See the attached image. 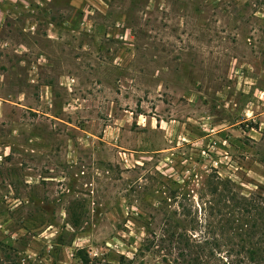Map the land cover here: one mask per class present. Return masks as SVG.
<instances>
[{
    "label": "rangeland",
    "instance_id": "obj_1",
    "mask_svg": "<svg viewBox=\"0 0 264 264\" xmlns=\"http://www.w3.org/2000/svg\"><path fill=\"white\" fill-rule=\"evenodd\" d=\"M68 1L0 0V51L30 43L26 18L86 47L80 63L53 49L79 90L58 94L60 121L4 101L25 78L0 52V264H173L147 232L175 211L233 238L244 217L221 195L264 208V0Z\"/></svg>",
    "mask_w": 264,
    "mask_h": 264
},
{
    "label": "trees",
    "instance_id": "obj_2",
    "mask_svg": "<svg viewBox=\"0 0 264 264\" xmlns=\"http://www.w3.org/2000/svg\"><path fill=\"white\" fill-rule=\"evenodd\" d=\"M221 196L220 203L228 206L233 202L234 206H231L238 209L244 217V221L235 227L237 220L231 216L226 219L221 230L233 233V238L229 237L221 243L214 230L202 227V224L206 223L205 217L199 220L196 214L187 222L190 227L185 230L179 224L185 222L186 215H180L176 211L164 214L159 234L147 232L158 240V245L162 246L165 252L176 254L173 264H264L262 197L258 194L248 198L240 197L237 203L233 195ZM177 215L182 217L181 221L177 219ZM142 248L149 250L150 247L146 245ZM222 252L224 255H221Z\"/></svg>",
    "mask_w": 264,
    "mask_h": 264
},
{
    "label": "crops",
    "instance_id": "obj_3",
    "mask_svg": "<svg viewBox=\"0 0 264 264\" xmlns=\"http://www.w3.org/2000/svg\"><path fill=\"white\" fill-rule=\"evenodd\" d=\"M70 2H73V0L68 1V3ZM84 2L85 0L82 1V4H84ZM81 17V21H84V15ZM3 18L4 21L9 20L8 17ZM32 22L35 23V26L30 24L31 26L33 25L32 28L27 29L26 25L30 23V20L26 18L19 30V36H17L22 39L28 38L30 40L29 44H26L21 39L7 37L6 39L10 40L5 41L2 45L3 47H1L0 52L9 58L12 56L16 63L12 69L14 71L21 70L25 78V89L18 90L12 95L13 97L8 95L4 101L14 108L26 110L38 116H43L46 119L58 120L59 118L54 117L51 113L55 100L58 98V94H65L68 97L67 101H72L75 99L77 100L76 95L79 90L75 87L76 79L68 72L52 75L53 49L54 47L57 49V54L61 58V61L71 59L75 63H80L86 53V47L85 44L82 43L81 46H77V51L71 50V48L67 46L63 47V49H58V26L49 22L42 27L43 29L41 30L36 20ZM83 27H85V25H80V27L75 30L77 35H80V33L84 35L86 33ZM5 67L7 68V72L0 74V79L4 80L10 73L9 67L6 65ZM13 76L15 79L21 77V75L14 73ZM67 108L75 109L72 104L64 103L61 112H66Z\"/></svg>",
    "mask_w": 264,
    "mask_h": 264
}]
</instances>
